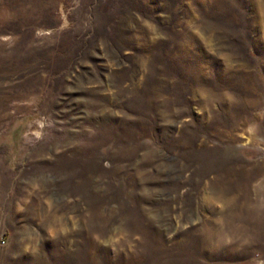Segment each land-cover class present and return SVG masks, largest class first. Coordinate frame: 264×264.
Here are the masks:
<instances>
[{
    "label": "rangeland",
    "instance_id": "obj_1",
    "mask_svg": "<svg viewBox=\"0 0 264 264\" xmlns=\"http://www.w3.org/2000/svg\"><path fill=\"white\" fill-rule=\"evenodd\" d=\"M0 264H264V0H0Z\"/></svg>",
    "mask_w": 264,
    "mask_h": 264
}]
</instances>
